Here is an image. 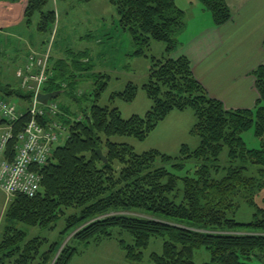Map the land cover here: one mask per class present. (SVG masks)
Returning <instances> with one entry per match:
<instances>
[{"label":"trees","instance_id":"1","mask_svg":"<svg viewBox=\"0 0 264 264\" xmlns=\"http://www.w3.org/2000/svg\"><path fill=\"white\" fill-rule=\"evenodd\" d=\"M50 1L28 0L24 19L28 27L39 15L38 31L52 33L57 13L47 9ZM109 1L137 47L133 55L147 57L146 49L153 41L166 44L163 57H151L148 80L142 85L152 106L144 116L124 118L120 108L100 105L97 92L95 102L77 120L73 117L80 114L59 104L73 118L61 117L68 126V138L55 148L46 165L35 168L42 175L37 195L19 193L9 203L0 236V264H70L80 251L72 241L103 239H116L127 259L139 262L153 237L164 240L162 252L151 254L155 264H196L195 251L202 248L211 259L203 264H252L254 258L264 263V196L263 204L257 200L264 189V142L261 148L250 149L242 136L253 126L258 136L264 134V63L253 71L259 92L256 106L228 109L207 93L186 56L173 57L186 25L185 10L176 0ZM199 1L215 24L233 18L227 0ZM62 62L53 67L55 76L45 92L60 94L67 70ZM107 84L103 82L98 90ZM139 88L130 82L112 98L132 102ZM0 92L2 98L18 97L27 105L16 124L17 130L22 129L29 121L32 94L11 83H0ZM187 109L195 113L191 133L200 138V145L192 149L183 144L178 157L159 149L137 153L131 144L113 140L116 136L145 140L171 112ZM14 142L7 150L10 160L15 155ZM225 149L229 163L224 166L220 159ZM97 150L103 151L107 162L100 160ZM190 160L201 164L192 174L179 175ZM252 165L258 166L256 172L250 170ZM242 204L253 210L247 222L237 216ZM62 218L65 226L56 240L28 238L17 226L57 230ZM116 228L128 232L133 242L117 238Z\"/></svg>","mask_w":264,"mask_h":264},{"label":"rangeland","instance_id":"2","mask_svg":"<svg viewBox=\"0 0 264 264\" xmlns=\"http://www.w3.org/2000/svg\"><path fill=\"white\" fill-rule=\"evenodd\" d=\"M233 11H237L245 0H227ZM177 5L183 9L195 10L197 6L204 7L199 0H176ZM205 8V7H204ZM47 9H54L57 13V21L53 27L54 32L41 33L37 29L39 15L34 18L33 24L28 27V33L45 41H52V54L54 59H63L66 66L63 87L59 96L54 99L57 103L67 107L75 114L84 115V109L88 110L95 102L97 92H100L98 103L102 106H114L120 108L124 118L133 115L144 116L151 108L152 103L142 85L148 80L152 65L151 57L161 58L165 54L166 44L153 41L146 56L133 55L136 45L131 34L125 31L119 23V14L109 0H51ZM190 11H187L189 13ZM18 32V31H17ZM22 40L11 31L0 33V83H11L14 87H20L17 70L22 65L21 52L18 49ZM81 52L85 53L89 62H84ZM6 74V76H5ZM99 75H104L100 77ZM103 82H108L104 90H98ZM134 82L140 86L136 98L127 102L120 97L112 96L123 92L128 83ZM0 92V97L1 96ZM79 100H77V99ZM9 101L22 105L23 101L18 97H9ZM196 123V116L192 109L185 111L175 110L149 134L145 140H138L129 136H116L114 141L131 144L137 153H144L152 149H159L173 157L180 156L181 146L188 144L192 149L200 145V138L191 133ZM248 148L259 149L264 142L263 136L256 134L253 126L242 134ZM66 138H62L58 145H63ZM221 164L229 163L228 150L221 155ZM159 164V163H158ZM201 164L199 161L190 160L186 168L179 175L193 173L195 167ZM250 170H258V166H251ZM251 174L250 172H248ZM264 189L258 196V203L263 204ZM264 205V204H263ZM72 213V210H68ZM253 210L245 204L241 205L238 219L247 222L251 219ZM24 229L28 238L35 236L56 240L60 237V231L65 226L62 218L57 224V230L42 227H30L22 223L17 225ZM117 238L132 243V236L119 228L114 229ZM69 236L64 243L69 241ZM164 240L161 237H153L147 248L143 250V260L139 262L129 261L126 253L119 246L116 239H103L100 242L81 243L72 241L80 251L70 264H155L151 254L161 253ZM209 252L202 248L195 251L194 261L203 264L210 261ZM252 264H264L257 258L251 260Z\"/></svg>","mask_w":264,"mask_h":264},{"label":"crops","instance_id":"3","mask_svg":"<svg viewBox=\"0 0 264 264\" xmlns=\"http://www.w3.org/2000/svg\"><path fill=\"white\" fill-rule=\"evenodd\" d=\"M27 3L28 0L0 1V33L11 31L21 38L22 45L18 48L23 62L21 68L31 52L43 54L48 48L52 66L60 67L63 59H54L51 51L54 35L52 41H45L39 34L34 37L28 33L24 20ZM187 11L190 10H185L186 25L179 35L180 42L173 57L186 56L196 79L226 108H254L259 92L253 71L264 63V0H245L233 11V18L222 25L215 24L211 12L204 7ZM78 55L89 62L85 53ZM12 198L0 190V236L7 224L6 211Z\"/></svg>","mask_w":264,"mask_h":264},{"label":"built area","instance_id":"4","mask_svg":"<svg viewBox=\"0 0 264 264\" xmlns=\"http://www.w3.org/2000/svg\"><path fill=\"white\" fill-rule=\"evenodd\" d=\"M25 60L17 76L21 88L32 94V101L27 109L29 121L22 129H16L18 120L24 115L22 107L0 97V190L9 197L19 193L28 197L37 195L42 175L35 168L46 165L60 140L68 138V126L61 117L82 118L81 115L73 118L66 115L54 100L47 104L38 100V95L45 92L46 85L55 76L50 48L43 54L31 52ZM61 85L68 86L64 81ZM12 141H15V155L10 160L7 150Z\"/></svg>","mask_w":264,"mask_h":264},{"label":"water","instance_id":"5","mask_svg":"<svg viewBox=\"0 0 264 264\" xmlns=\"http://www.w3.org/2000/svg\"><path fill=\"white\" fill-rule=\"evenodd\" d=\"M58 96H59V92H51V93L43 92L38 95V100L43 104H47L49 101L56 99ZM97 155L100 158V160L107 162L108 159L102 150H97ZM60 251L58 252V254L60 253Z\"/></svg>","mask_w":264,"mask_h":264}]
</instances>
